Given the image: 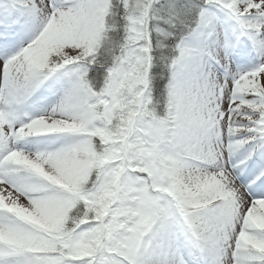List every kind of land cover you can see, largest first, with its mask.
<instances>
[{
	"label": "snow or ice",
	"instance_id": "obj_1",
	"mask_svg": "<svg viewBox=\"0 0 264 264\" xmlns=\"http://www.w3.org/2000/svg\"><path fill=\"white\" fill-rule=\"evenodd\" d=\"M0 264H264V0H0Z\"/></svg>",
	"mask_w": 264,
	"mask_h": 264
}]
</instances>
